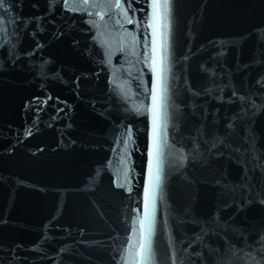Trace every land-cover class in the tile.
<instances>
[{"label":"water","instance_id":"1","mask_svg":"<svg viewBox=\"0 0 264 264\" xmlns=\"http://www.w3.org/2000/svg\"><path fill=\"white\" fill-rule=\"evenodd\" d=\"M0 264H264V0H0Z\"/></svg>","mask_w":264,"mask_h":264}]
</instances>
